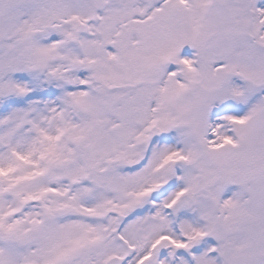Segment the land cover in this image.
Instances as JSON below:
<instances>
[{"label":"snow or ice","instance_id":"snow-or-ice-1","mask_svg":"<svg viewBox=\"0 0 264 264\" xmlns=\"http://www.w3.org/2000/svg\"><path fill=\"white\" fill-rule=\"evenodd\" d=\"M0 264H264V0H0Z\"/></svg>","mask_w":264,"mask_h":264}]
</instances>
